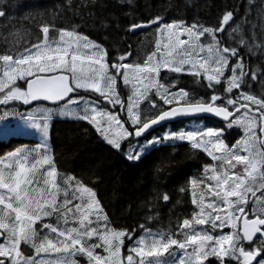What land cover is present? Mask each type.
<instances>
[{"label": "snow or ice", "instance_id": "6c2138e0", "mask_svg": "<svg viewBox=\"0 0 264 264\" xmlns=\"http://www.w3.org/2000/svg\"><path fill=\"white\" fill-rule=\"evenodd\" d=\"M234 11L225 10L215 26L169 23L160 15L146 23L134 20L129 32L137 35V30L149 29L156 34L155 50L142 63L129 59L131 52L112 54L110 59L106 48L75 29H57L58 35L50 39L47 24L41 28V41L19 55H0V105L12 103L0 120L19 114L13 103L19 102L30 108L19 114L20 121L39 135L36 147H18L0 158V264H80L77 257L86 264H264V136L257 134V129L264 133V95L251 90L253 82L264 89V72L247 66L240 47L218 35L231 27ZM6 16L0 7V17ZM239 43L247 47L243 38ZM162 70L193 77L208 90L207 98H197L183 87L170 91L179 77H161ZM121 79L130 89L126 101L117 87ZM81 90L98 94L113 108L119 105L127 118L82 96ZM153 90L162 104L149 99ZM40 102L56 107L41 108ZM205 113L224 125L169 128L152 135L171 122L173 127L185 125L184 118ZM56 115L91 125L111 149L130 161L163 145L187 141L219 166L205 165L201 176L190 178L193 209L176 233H153L141 223L145 235L134 240L136 230L112 227L91 187L58 172L49 148V125ZM234 127L243 130V137L226 143L224 133ZM15 131L26 134L25 129ZM237 166L241 171H235ZM162 199L167 202L168 194ZM204 225L211 231L197 227ZM217 229L219 234L213 235ZM126 238L133 242L122 254Z\"/></svg>", "mask_w": 264, "mask_h": 264}, {"label": "trees", "instance_id": "16d2710c", "mask_svg": "<svg viewBox=\"0 0 264 264\" xmlns=\"http://www.w3.org/2000/svg\"><path fill=\"white\" fill-rule=\"evenodd\" d=\"M0 7L7 12L6 17H0V55L24 52L43 38L41 28L47 24L51 37L57 29H75L106 48L110 59L114 58L112 54L134 53L148 43V31L137 35L128 31L134 20L146 23L160 15L169 23L184 20L189 24L215 26L225 10H235L231 27L226 26L225 32L218 35L228 45L240 47L247 66L264 72V0H252L251 4L249 0H132L131 3L128 0H5ZM232 28L238 30L233 32ZM241 38L247 47L240 46ZM178 77L180 87L201 96L208 91L194 83L192 77ZM251 90L257 96L264 95V89L256 82ZM17 108L19 113L26 110L23 106ZM206 122L214 127L223 126L214 120ZM180 126L183 125L173 128ZM225 137L230 144L240 138L236 130L227 131ZM50 139L57 170L91 187L109 215L112 227L136 230L134 239L144 232L141 223L152 231L176 233L177 225L193 209L190 178L201 176L205 165L215 162L219 166V161H213L187 142L166 144L139 161H129L111 149L91 125L73 119L54 120ZM36 143L26 138L1 141L0 156L17 146ZM235 171H241L240 166ZM185 186L188 191H181ZM164 193L169 196L167 202L162 199ZM77 260L86 263L83 257Z\"/></svg>", "mask_w": 264, "mask_h": 264}, {"label": "rangeland", "instance_id": "374dc122", "mask_svg": "<svg viewBox=\"0 0 264 264\" xmlns=\"http://www.w3.org/2000/svg\"><path fill=\"white\" fill-rule=\"evenodd\" d=\"M235 32H236V31H235ZM57 35H58V33L56 32V33L54 34L53 37H55V36H57ZM53 37H51L50 34H49V38H50V39L53 38ZM149 37H151V38H149ZM149 37L146 36V40L148 41V43H147L146 45H144V46L139 47L134 53H132V56H130L129 59L135 60V61L138 62V63H142V62L147 58V56H148L149 54H151V52H152L153 50H155V38H156V34H155L154 32H152V31H150V32H149ZM42 39H43V38H42ZM42 39H38V40L36 41V43L39 42V41H41ZM14 56H16V54H15ZM0 64H2V62H0ZM0 75H2V69H0ZM178 75H180V74H176V73H167V72L164 71V70H162V72H161V77H165V76H167L169 79L176 78V77H178ZM187 76H189V75H187ZM189 77H191V76H189ZM192 78H193V77H192ZM178 80H179V79H178ZM178 80H177V83L175 84V87L170 88V91H177V90H179V89L181 88V87L179 86V84H178ZM19 81L24 82L23 80H17V81H16V84H17V85H19V84H18ZM161 83H165V84H166L167 81L161 79ZM117 87H118V90H120V92H121L122 99H123V95H126V97L128 98V94H129V92H130V89H129L128 87H125V86H124L122 79H121V80H118V82H117ZM184 90H186V91H191V90H188V89H185V88H184ZM154 92H155V90H153V93L150 94L149 99H154V100L157 101L158 103H161V104H162L163 101L160 100V98H159L158 96H155V95H154ZM192 92H193V91H192ZM193 93L195 94V96H196L197 98L201 97V95H199V94H197V93H195V92H193ZM0 95H2V94H0ZM86 98H88V97H86ZM88 99H89V100H92V99H90V98H88ZM126 100H127V99H126ZM147 103H148L147 100L144 101V102L141 104V108H142V109L145 108V105H147ZM99 104H100L101 106L105 107V108L108 109V110L110 109V111H112L114 114H118L120 118H121L122 115L125 117V119L127 118V117H126V112L121 111L119 105H116L115 108H112V106H110V104H106L105 101H104V102H101V103H99ZM9 105H10V104H9ZM9 105H6V106H9ZM6 106L3 108V110H5V111H6L7 109H10V107H7V108H6ZM40 107H41V108L48 107V108H53V109H54L56 106H48V105H45V104H40ZM70 107L75 108V107H77V105H70ZM165 107H168V106L165 105ZM29 110H30V109H29ZM29 110H28V111H29ZM237 115H239V113H238ZM0 117H3V115H1ZM58 118H62V119H72L71 117H65V116H61V115H56V116H53V117H52V119H51V121H50V125H49V148H50V152H51L52 156H53V152H52L51 139H50V129H51V125H52L53 121H54L55 119H58ZM185 126L190 127V128H195V127H197V126L207 127L205 121H198V120H191V121L185 123V125L180 126L179 128H181V127H185ZM126 127H127V126H126ZM17 128L25 129L26 134H21V133L15 131V129H17ZM169 128L172 129V127H169ZM169 128H166L165 130H162L161 132H159V133H157V134H154L153 136H156V135L162 134L163 132L168 131ZM179 128H177L175 131H178ZM172 130H173V129H172ZM231 130H236V131L238 132V135L240 136V138L243 137V130H242V129H240V128H238V127H234V128H232V129H228L227 131H231ZM173 131H174V130H173ZM227 131L224 133V136H225V134L227 133ZM257 134H258V135H262V133L260 134L259 129H257ZM18 137L26 138V139H34V140H36L37 142L39 141V135H38V133H37L36 131L32 130V129H27V128H25V125L23 124V122L20 121V115H19V114L9 115V116L5 117L4 119L0 120V142H1V141H5V142H7V141H9L11 138H18ZM240 138H238V139H240ZM238 139H237V140H238ZM237 140H236V141H237ZM236 141H235L234 143H232V144H235ZM126 142H127V141H125L124 144H123L122 146H124ZM177 142H187V141H177ZM225 142H226V141H225ZM226 143H227V142H226ZM25 146L28 147V148H34V147H36V144H32V145L25 144V145L17 146L16 148H18V147H25ZM16 148H15V149H16ZM15 149H14V150H15ZM196 149H197V148H196ZM12 151H13V150H12ZM128 151H129V148H128V146H127V147H126V152H128ZM9 152H11V151H8L6 154L0 156V158H3L4 156H6ZM144 155H145V154H144ZM142 156H143V155H142ZM214 165H216L215 162H214ZM216 166H217V165H216ZM56 168H57V166H56ZM58 172H59V171H58ZM59 173H60V172H59ZM60 174H62V173H60ZM202 174H203V173H202ZM62 175H65V174H62ZM67 176H71V175H67ZM209 183H211V181H209ZM206 199H207V197H206ZM46 219H48V220H54V218H52V217H49V218H46ZM197 227L208 228V229L211 231L209 225L197 226ZM223 231H224V232H229L230 229H224ZM152 232H153V233H161V232H155V231H152ZM219 232H220V229H217L215 232H212V234H213V235H217V234H219ZM163 234H164V233H163ZM143 235H145V232H143V233H142L137 239H139V238H140L141 236H143ZM126 244H127V240L125 239V246H124V248L122 249V254H126V253H127V250H128V247L131 245V244H130V245L127 246ZM189 250H190V249H189ZM170 251H171V249H170ZM167 255H168V254L165 253V257H167ZM77 258H78V257H77ZM209 259H210V260H213V261L215 260L214 257H210ZM85 261H86V260H85ZM85 264H86V263H85Z\"/></svg>", "mask_w": 264, "mask_h": 264}, {"label": "water", "instance_id": "95a60500", "mask_svg": "<svg viewBox=\"0 0 264 264\" xmlns=\"http://www.w3.org/2000/svg\"><path fill=\"white\" fill-rule=\"evenodd\" d=\"M144 30V29H143ZM137 31H141V30H137ZM35 103V102H34ZM40 103H48V102H40ZM61 103H63V102H61ZM48 104H50V103H48ZM197 118H214V119H217L218 121H221V122H224L222 119H220V118H217V117H214V116H211L210 114H198V115H196V116H192V117H186V118H184V120H189V119H197ZM172 123H174V122H171V123H169V124H172ZM225 123V122H224ZM158 127V126H157Z\"/></svg>", "mask_w": 264, "mask_h": 264}, {"label": "bare ground", "instance_id": "6f19581e", "mask_svg": "<svg viewBox=\"0 0 264 264\" xmlns=\"http://www.w3.org/2000/svg\"><path fill=\"white\" fill-rule=\"evenodd\" d=\"M110 110V109H109ZM144 156V155H143ZM134 162V161H133Z\"/></svg>", "mask_w": 264, "mask_h": 264}]
</instances>
